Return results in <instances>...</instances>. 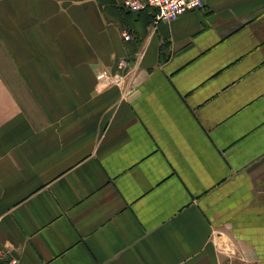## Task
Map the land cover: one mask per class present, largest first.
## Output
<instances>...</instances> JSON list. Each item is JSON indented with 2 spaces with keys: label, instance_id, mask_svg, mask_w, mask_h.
<instances>
[{
  "label": "crops",
  "instance_id": "1",
  "mask_svg": "<svg viewBox=\"0 0 264 264\" xmlns=\"http://www.w3.org/2000/svg\"><path fill=\"white\" fill-rule=\"evenodd\" d=\"M24 1L54 10L0 26V246L20 264H264V0L157 25L115 0ZM140 55L132 80L97 79Z\"/></svg>",
  "mask_w": 264,
  "mask_h": 264
},
{
  "label": "built area",
  "instance_id": "2",
  "mask_svg": "<svg viewBox=\"0 0 264 264\" xmlns=\"http://www.w3.org/2000/svg\"><path fill=\"white\" fill-rule=\"evenodd\" d=\"M120 4L134 12L155 10V25H157L162 21H173L186 13L203 9L206 0H121ZM124 37L126 40L131 39L128 32L124 33ZM142 56L140 55L136 61L126 58L119 59L115 72L103 70L98 73L97 79L107 86L122 84L130 75V80H132L139 67L137 62ZM0 264H20V258L14 255L10 246L3 245L0 246Z\"/></svg>",
  "mask_w": 264,
  "mask_h": 264
},
{
  "label": "rangeland",
  "instance_id": "3",
  "mask_svg": "<svg viewBox=\"0 0 264 264\" xmlns=\"http://www.w3.org/2000/svg\"><path fill=\"white\" fill-rule=\"evenodd\" d=\"M115 1H119L117 2L118 4L120 3V0H115ZM25 1L24 0H0V26L1 24H3L4 26H6V24L9 23V25L7 26L10 29V35H13L14 33L11 34V27L13 26L14 23H18L20 25H22V30L21 32L25 31L23 25L24 23H21V18H23L24 15L27 14V18H31V14H38V15H42L44 13H46L47 15H52L53 16V8L52 7H46L44 5V7H39L38 6V2L36 1L34 6H31L30 8H27V6L24 5ZM14 11H16V17H15V13ZM24 12H26L24 14ZM28 25H30L32 28L33 27H37L38 30V24H33V23H29ZM7 29V28H5ZM29 31V30H26ZM2 31H0V38ZM2 45H1V40H0V55L2 54L1 51ZM0 62H2V58L0 57ZM14 95H18V96H23L25 95L24 93V89L19 88L18 86L14 87Z\"/></svg>",
  "mask_w": 264,
  "mask_h": 264
}]
</instances>
